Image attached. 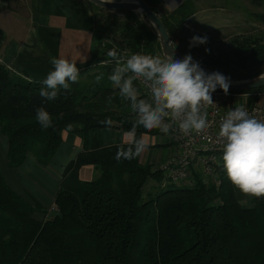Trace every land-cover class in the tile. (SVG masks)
<instances>
[{"label": "trees", "instance_id": "16d2710c", "mask_svg": "<svg viewBox=\"0 0 264 264\" xmlns=\"http://www.w3.org/2000/svg\"><path fill=\"white\" fill-rule=\"evenodd\" d=\"M83 1L95 9V45L90 61L76 65L80 79L70 90L61 89L56 100L44 101L40 81L16 75L0 62V133L7 141L9 169L21 168L29 156L42 166L51 165L67 133L79 135L87 146L90 135L103 129L131 130L130 101L108 79L115 64L101 61L111 59L107 53L112 49L125 56L162 57L158 37L144 16L142 20L135 12H110ZM143 1L161 18L183 55L202 54L208 68L230 80L261 74L254 72L264 63L261 31L228 41L207 37L206 44L190 48L193 36H205L186 26L194 11L192 0L173 11L163 0ZM97 10L106 12L102 20ZM253 16L264 26V14ZM114 30L121 41L115 40ZM101 73L97 84L95 77ZM134 86L138 99H147L136 81ZM248 93H264V87L231 94ZM41 106L52 117L47 129L35 119ZM106 118L112 120L110 128L100 124ZM145 134L164 133L141 128L136 138ZM127 146H96L71 161L51 216L38 201L15 191L0 169V264H264V198H251L244 205L219 166V185L206 181L198 170L185 183L164 185L160 166L168 157L160 164L140 156L118 162V149ZM84 167L98 175L82 180Z\"/></svg>", "mask_w": 264, "mask_h": 264}, {"label": "crops", "instance_id": "0c3cea01", "mask_svg": "<svg viewBox=\"0 0 264 264\" xmlns=\"http://www.w3.org/2000/svg\"><path fill=\"white\" fill-rule=\"evenodd\" d=\"M163 1L166 9L173 11L185 0ZM192 2L194 11L186 20V26L213 40L228 41L264 29L256 19L247 18L220 2ZM95 29L94 13L81 0H0V61L16 75L41 81L52 70L50 59L53 57L69 59L76 65L90 61ZM263 99L264 93L230 94L225 110L238 105L251 107ZM127 133L119 129H103L90 135L87 146L79 135L67 133L51 165L42 166L29 156L18 169L7 167V141L0 133V169L15 191L48 209L47 206L54 203L68 163L96 146L128 144ZM143 137L149 150L165 145L168 151L177 152L167 134ZM61 166L63 171L59 173ZM93 172L92 167H84L80 177L84 181L92 180Z\"/></svg>", "mask_w": 264, "mask_h": 264}, {"label": "clouds", "instance_id": "9594fccd", "mask_svg": "<svg viewBox=\"0 0 264 264\" xmlns=\"http://www.w3.org/2000/svg\"><path fill=\"white\" fill-rule=\"evenodd\" d=\"M206 43L207 36H193L189 47ZM170 47L174 52L175 45L170 44ZM107 55L111 59L101 63L114 62L108 79L119 89V96L130 101L132 113L131 130L127 133L130 139L126 148L118 149L115 155L118 162L131 161L147 150L143 135L136 138L141 128L158 129L164 134L176 130L184 136L203 134L209 126L207 107L213 104L212 93L218 87L226 95L229 91V77L219 72L206 73L190 54L183 59H174L166 53L162 57L140 53L125 56L112 49ZM50 63L52 70L40 81L43 87L39 95L44 101L56 100L61 89L70 90V84L80 79L76 62L53 57ZM103 75L95 77L97 84ZM257 79L264 81V73ZM134 81H139L146 89L147 99H138ZM111 99L109 97V103ZM35 111V119L42 129L52 126V117L43 106ZM100 124L110 128L112 120L106 118ZM216 140L222 153L216 160L217 166L223 168L233 189L249 198H264V120L251 116L238 105L221 119Z\"/></svg>", "mask_w": 264, "mask_h": 264}, {"label": "built area", "instance_id": "2783aa9c", "mask_svg": "<svg viewBox=\"0 0 264 264\" xmlns=\"http://www.w3.org/2000/svg\"><path fill=\"white\" fill-rule=\"evenodd\" d=\"M136 84L147 98V91L143 85L139 81H136ZM230 94L226 95L222 91L212 93L213 104L207 107L209 126L203 134L184 136L176 130H170L167 134L177 152L175 155L168 157L160 166L164 185L187 182L193 170H198L206 181L214 182L217 185L220 184V178L215 171V166H217L216 160L222 153L221 145L216 140V133L218 132L221 119L228 112L225 110V106L228 105ZM244 108L251 116L264 120V99L259 104ZM53 208L52 210H55V207Z\"/></svg>", "mask_w": 264, "mask_h": 264}, {"label": "water", "instance_id": "95a60500", "mask_svg": "<svg viewBox=\"0 0 264 264\" xmlns=\"http://www.w3.org/2000/svg\"><path fill=\"white\" fill-rule=\"evenodd\" d=\"M90 3L112 12H135L145 16L149 24L155 30L158 37L162 56L164 53L173 55L174 59H180L178 52L175 48L170 47L173 41L168 34L166 27L164 26L161 18L152 10L143 0H87ZM261 75V74H260ZM253 77L251 79L231 81L229 87V93H240L255 90L264 87V81H259L257 78L260 76ZM216 91H222L219 87Z\"/></svg>", "mask_w": 264, "mask_h": 264}, {"label": "rangeland", "instance_id": "374dc122", "mask_svg": "<svg viewBox=\"0 0 264 264\" xmlns=\"http://www.w3.org/2000/svg\"><path fill=\"white\" fill-rule=\"evenodd\" d=\"M203 2H207V3H209V2H217V3H222V4H224V5H226V6H228V7H231L232 9H234V10H237L238 12H240L241 14L243 13L244 14V16H246L247 18H252V19H254L255 20V18H254V16H253V14H264V3L262 4V5H260V6H257V5H254V4H252L250 1H248V0H203ZM82 3L86 6V7H88V8H90L91 9V11L92 12H94L95 11V9L94 8H92L86 1H83L82 0ZM98 7V6H97ZM234 10H232V11H234ZM110 12H112V11H110ZM237 12V13H238ZM138 15V17L140 18V19H142V20H145L144 19V15H142V14H140V13H137ZM96 15H99L100 17L98 18V20H102V17H104L105 15H106V12H101V13H99V11L97 10L96 11ZM113 15V14H112ZM120 18H122L124 21L127 19V17L124 15V14H117ZM144 16V17H143ZM145 21H147V19L145 20ZM148 22V21H147ZM114 31H116V39L115 40H119V41H121V37L119 36L120 34H119V32H118V30H114ZM104 33V32H103ZM107 33V32H106ZM109 33V32H108ZM261 33H263L264 34V29L263 30H261ZM109 37L108 38H112L113 37V33L111 32V33H109ZM228 43V42H227ZM176 50H177V52H178V55H179V58L180 59H183L184 58V56L185 55H183L182 53H180L179 52V50H178V46H176ZM192 57H193V61L194 62H198L199 63V65H200V67L206 72V73H212V72H214V71H212L210 68H208V66L204 63V61L203 60H201V59H203L201 56H202V54H200V53H196V54H190ZM254 72H258V73H264V63H262L261 65H259L258 67H257V69L254 71ZM220 73V72H219ZM241 74H243V75H245L244 73H241ZM240 79L239 78H237V79H234V80H232V81H239ZM141 94H142V92H141ZM126 132V131H125ZM145 135H148V134H145ZM148 136H150V135H148ZM123 145H125V144H123ZM122 145V146H123ZM171 145H173V143L171 142ZM165 146V145H164ZM164 146L162 145V147L161 148H157V150H149V149H147L145 152H143L141 155H140V157H142V158H145V161L146 160H148V161H152V162H155V163H157V164H159V162L160 161H162L163 160V157H166L167 156V153L169 152V154H168V157H170V156H173V155H175V153H172V151H171V149L168 151L167 150V148H164ZM92 150V149H91ZM69 164V163H68ZM156 164V165H157ZM63 166H61L60 168H59V173H61L63 170ZM94 170V169H93ZM61 171V172H60ZM90 175H91V173H90ZM98 175V173L96 174V173H94L93 172V177L95 178L96 176ZM93 178V179H94ZM237 192V196H238V198H239V200H241V201H243L242 203L244 204V205H246V206H248L249 205V197H246V196H244V195H242V194H240L238 191H236ZM55 205H54V203L52 204V205H48L47 207H48V210H49V215L51 216V215H54V213L56 212L55 210H52V209H54L53 207H54ZM38 216V215H37ZM38 218H43V216L42 215H40V216H38Z\"/></svg>", "mask_w": 264, "mask_h": 264}]
</instances>
